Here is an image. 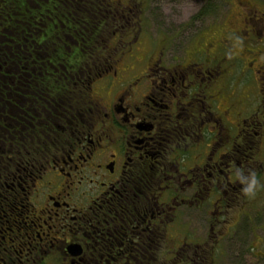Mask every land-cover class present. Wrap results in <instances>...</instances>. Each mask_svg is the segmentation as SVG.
I'll list each match as a JSON object with an SVG mask.
<instances>
[{
    "label": "flooded vegetation",
    "instance_id": "obj_1",
    "mask_svg": "<svg viewBox=\"0 0 264 264\" xmlns=\"http://www.w3.org/2000/svg\"><path fill=\"white\" fill-rule=\"evenodd\" d=\"M107 1L79 97L35 98L39 58L0 74V264H264V0Z\"/></svg>",
    "mask_w": 264,
    "mask_h": 264
},
{
    "label": "trees",
    "instance_id": "obj_2",
    "mask_svg": "<svg viewBox=\"0 0 264 264\" xmlns=\"http://www.w3.org/2000/svg\"><path fill=\"white\" fill-rule=\"evenodd\" d=\"M107 0H0V70L42 59L34 97H79L82 83L106 64L114 13ZM207 0L200 11L206 10ZM37 51V56L34 54ZM31 54V56L29 55ZM4 69V70H3ZM2 82V81H1ZM0 90H4L0 83Z\"/></svg>",
    "mask_w": 264,
    "mask_h": 264
},
{
    "label": "rangeland",
    "instance_id": "obj_3",
    "mask_svg": "<svg viewBox=\"0 0 264 264\" xmlns=\"http://www.w3.org/2000/svg\"><path fill=\"white\" fill-rule=\"evenodd\" d=\"M206 1L207 0H144L141 17H143L147 26L151 22L150 18L156 16H160V24L165 23L164 16L167 18L166 23H169L168 26H174L170 21L172 16H177L172 17V19L179 20L181 24H187L195 20L194 14L200 7H203ZM231 1L234 4L238 2V0H216L215 4L218 3L217 10L221 18L224 16V12L229 10ZM207 19L206 17L203 18V22Z\"/></svg>",
    "mask_w": 264,
    "mask_h": 264
},
{
    "label": "clouds",
    "instance_id": "obj_4",
    "mask_svg": "<svg viewBox=\"0 0 264 264\" xmlns=\"http://www.w3.org/2000/svg\"><path fill=\"white\" fill-rule=\"evenodd\" d=\"M235 179H240L241 183L244 184L245 186L242 188L243 193L248 196L251 197L253 195V190L254 187L258 184V181L256 179V175L255 173H251L250 174V178L249 177H245L240 170H237V172L234 175Z\"/></svg>",
    "mask_w": 264,
    "mask_h": 264
}]
</instances>
